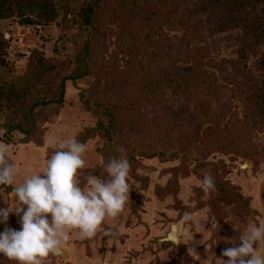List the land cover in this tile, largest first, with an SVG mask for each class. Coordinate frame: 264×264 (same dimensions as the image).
I'll return each mask as SVG.
<instances>
[{"label":"rangeland","instance_id":"obj_1","mask_svg":"<svg viewBox=\"0 0 264 264\" xmlns=\"http://www.w3.org/2000/svg\"><path fill=\"white\" fill-rule=\"evenodd\" d=\"M206 1L158 0L150 17L142 9L119 10L110 1L97 19L92 49L97 73L68 80L63 103L37 107V128L29 138L6 136L4 123L13 115V103L23 96L25 107L38 98H58L89 36L90 27L81 19L89 0H53L57 18L52 22L25 26L16 16L0 17V39L7 40L0 51V145L8 148L16 164L15 184L44 171L55 151L53 140L77 139L96 126L97 116L84 105L90 89L126 106L134 102L137 112L171 124L163 131L129 137L126 145H162L187 153L173 160L137 155L130 162L127 157L131 200L121 216L108 220L92 239L70 234L63 255L49 257L47 264H212L205 261L209 254L221 257L224 248L239 244L241 231L264 224V117H245L239 92V86L264 84V44L249 45L250 34L243 25L233 24L232 11L206 10ZM176 66L192 69L186 93L172 87L155 93L144 88ZM104 140L96 134L85 143L82 180L103 172L111 158L120 156ZM204 170L215 181L214 190L207 193ZM106 176L103 172L101 178ZM220 188L242 194L250 206L245 200L243 209L237 203H221ZM4 196L14 203L11 192ZM6 207L0 198V208ZM186 213L190 219H185ZM173 224L179 226L180 244L160 243ZM5 227L20 228L15 213L7 225L0 224V232ZM114 228H119L118 235H105ZM0 264L14 262L3 257Z\"/></svg>","mask_w":264,"mask_h":264},{"label":"clouds","instance_id":"obj_2","mask_svg":"<svg viewBox=\"0 0 264 264\" xmlns=\"http://www.w3.org/2000/svg\"><path fill=\"white\" fill-rule=\"evenodd\" d=\"M55 149L42 173L28 176L15 184L16 164L8 148L0 145V198L8 204L0 208V224L7 225L12 213L18 217L19 229L5 227L0 232V255L14 264H47L75 233L81 240L97 236L108 220L118 219L131 200L128 177L131 169L125 149L104 165L106 178L92 174L81 179L85 168L86 144L76 138L52 141ZM203 191L214 190V177L204 170ZM11 188L14 203L5 198ZM190 213L185 219H190ZM226 222H228L226 220ZM234 225V224H233ZM234 229L237 230L234 225ZM118 235L119 228L105 235ZM111 243V240L108 241ZM264 224L251 225L239 234V244L226 247L221 257L209 254L212 264H264ZM193 249H189L192 253ZM215 257V258H213Z\"/></svg>","mask_w":264,"mask_h":264},{"label":"trees","instance_id":"obj_3","mask_svg":"<svg viewBox=\"0 0 264 264\" xmlns=\"http://www.w3.org/2000/svg\"><path fill=\"white\" fill-rule=\"evenodd\" d=\"M110 1L115 2L119 10L130 9L136 11L142 9L146 11L147 17L152 16L148 12H154V7L157 6L158 2V0H89L82 11L81 19L84 25L90 27V32L79 54L78 67L62 82L57 99L38 98L28 107H25V96L18 103L15 101L13 103L15 107L13 115L11 119L4 123L6 136L12 137V134L15 133L18 136L22 135L21 137L29 138L37 128L34 116V110L37 107L54 102L63 103L68 80L76 81L97 73V66L92 60L93 44L95 38L98 37L97 19L107 9ZM204 8L206 10L217 8L231 10L234 14L233 24L243 25L248 34H250L249 45L264 44V0H207L204 2ZM13 16L18 17L21 24L30 26L35 24L36 21H55L57 11L55 5H53V0H1L0 17L5 19ZM6 44V39H0V51H4ZM3 64L4 58L0 54V65ZM261 68L264 70V60ZM191 72L192 69L176 66L167 76L162 77L163 75H160L158 83L147 82L143 86L152 93L167 89V87H172L177 92L184 89L183 92L186 93L189 89L187 88V74ZM247 86L249 87L239 86L240 96L244 102L245 117H264V84L251 83ZM85 96L84 105L88 110L94 112L98 121L95 127L88 128L77 137L80 142L85 144L91 137L99 134L105 139V144L108 142L114 149L121 147L125 149L126 157L129 160L136 158L137 155L147 158L160 157L164 160H173L187 155L180 149L171 150L162 145L153 146L149 144V147H131L126 145V140L129 137L152 130L154 132L163 131L168 126L170 128L171 124H166L157 118L147 117L146 114H142L143 112H137L133 107L134 102L126 106L125 103H122L116 97L107 95L101 97L96 95L92 89L88 90V94ZM20 120L23 122L19 123ZM258 124H261V121L256 123V125ZM26 141L24 139L23 142ZM103 172L95 171L92 175L101 177ZM5 191L10 193L11 188H6ZM218 199L221 203H237L242 209V203L245 200L246 207L250 206L246 197L228 188H220L218 190ZM3 257L0 255V260Z\"/></svg>","mask_w":264,"mask_h":264},{"label":"water","instance_id":"obj_4","mask_svg":"<svg viewBox=\"0 0 264 264\" xmlns=\"http://www.w3.org/2000/svg\"><path fill=\"white\" fill-rule=\"evenodd\" d=\"M178 232H179V226L177 224H173L171 226L170 231L167 233V235L165 237L159 239V242L162 243L164 241H170L173 244L178 246L180 244V242H179V233ZM57 254L58 255H63L62 250L59 253H57Z\"/></svg>","mask_w":264,"mask_h":264}]
</instances>
